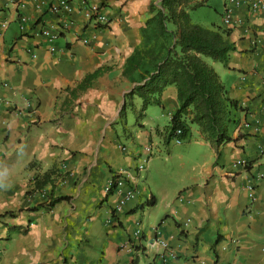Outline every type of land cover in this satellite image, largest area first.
<instances>
[{"label":"crops","instance_id":"crops-1","mask_svg":"<svg viewBox=\"0 0 264 264\" xmlns=\"http://www.w3.org/2000/svg\"><path fill=\"white\" fill-rule=\"evenodd\" d=\"M61 1L0 0V264H264V5L229 3L226 26L227 1L204 0L216 18L200 25L227 28L234 45L227 65L207 62L241 107L231 140L214 147L196 125L180 142L158 133L179 106L174 85L154 105L161 123L150 105L135 121L126 108L120 115L142 81L141 69L122 76L125 61L159 0H66L72 12L51 10ZM92 3L108 24L85 17ZM47 25L59 28L52 42L39 34ZM98 69L88 88L75 90ZM191 137L196 150L174 152ZM147 147L156 153L139 171ZM172 155L178 161L155 189L148 173L165 172ZM114 175L135 192L120 209V194L104 190ZM59 196L67 198L49 205Z\"/></svg>","mask_w":264,"mask_h":264},{"label":"trees","instance_id":"trees-1","mask_svg":"<svg viewBox=\"0 0 264 264\" xmlns=\"http://www.w3.org/2000/svg\"><path fill=\"white\" fill-rule=\"evenodd\" d=\"M203 4L204 0L151 2L148 8L151 16L141 28L142 43L127 57L122 76L129 78L140 69L143 72L141 83L126 97L137 94L140 98L137 117L149 105L161 106L162 91L169 85L176 86L179 106L169 124L158 132L165 142L186 140L192 124L217 147L231 140L228 127L236 122L234 112L241 107L226 96L225 86L207 62L210 59L227 65L234 45L227 28H208L192 21L190 12ZM102 72L98 69L88 74L75 90H85ZM125 108L124 105L120 115H125ZM47 180L44 177L37 188H42ZM66 198L51 197L49 205Z\"/></svg>","mask_w":264,"mask_h":264},{"label":"built area","instance_id":"built-area-1","mask_svg":"<svg viewBox=\"0 0 264 264\" xmlns=\"http://www.w3.org/2000/svg\"><path fill=\"white\" fill-rule=\"evenodd\" d=\"M226 8L222 14V20L223 23L228 26L231 23V19H230V15H229V3H233L236 2V0H226ZM264 5V0H255L251 3L250 7L251 9L255 10L256 8H258L259 6ZM51 10L53 11H60L62 13H70L72 12V7L71 5L66 1L63 0L61 1V3L59 5H53L51 6ZM85 17L88 18V20H91L95 25H106L109 22V19L107 17V15L101 10V7L99 5H97L96 3H92L86 10H85ZM239 22H241L238 19ZM29 22V17L26 16H20V28L21 30L26 29V25ZM4 25V24H3ZM59 28L57 27H53L51 25H47L43 28L40 29L39 34L41 36H43L45 39H47L48 41L52 42L55 39H57V37L59 36ZM84 43H88V39L84 38L82 40ZM19 113V111H18ZM180 130H177V133H179ZM177 142H180L181 140L175 139ZM146 152L148 153L149 156H151L152 154L156 153V151H154V149L152 147H147L146 148ZM261 152H264V148L261 149ZM145 161V160H144ZM144 162H140L137 164L136 168L141 171L145 169V164H143ZM236 164H239L241 166H247L249 163H247V161L245 160H238ZM258 178H264V171L258 173ZM123 183L124 180L121 177V175H114L109 182L107 183V185L105 186L104 190L106 193H108L109 191H111L112 189H115L116 192H118L120 194V197L115 205L116 209H120L122 206H124V204L126 203L127 200L131 199L132 197H134L135 192L132 189H123ZM246 191H247V195L249 197V199L251 201H253L255 199V187L253 185H247L246 187ZM179 200L181 201L182 198L179 197ZM140 233V230H137L134 232V236H137ZM156 242L159 244V246L163 249V251L168 248V244L165 240L161 239V238H157ZM163 264H165V262L163 261Z\"/></svg>","mask_w":264,"mask_h":264},{"label":"rangeland","instance_id":"rangeland-1","mask_svg":"<svg viewBox=\"0 0 264 264\" xmlns=\"http://www.w3.org/2000/svg\"><path fill=\"white\" fill-rule=\"evenodd\" d=\"M191 16L193 18V20L195 22H198L199 24H208V22L210 21V19L212 18H216V14L214 13L213 9L207 8L204 5L199 6L197 8H195L194 10L191 11ZM208 61H212L210 59H208ZM143 72L140 74V79L136 80V82H140V80L143 77ZM127 105H126V116L128 117L129 121H135V119L137 118V114L140 110V104L137 106L138 110H135L133 106H131V102L133 103V105H136V103H140V98L137 96V94H134L131 98H127ZM131 100V102H130ZM149 111H148V115L151 117H155V116H159L160 119V123L163 120V115H161V110L158 106H154V105H150L149 107ZM155 109V110H154ZM122 127V126H121ZM182 148H188L189 150H196L198 148L197 144L194 142V138H190V140L187 142V144H182V145H178L174 148V152H178L181 151ZM173 153V155L175 154ZM172 158L164 161V169L166 170L165 172H163L164 170L161 169L159 170L157 173H155V177L150 179V174L148 173V181L150 183L151 186H154L155 189H159V187H161L162 183H163V179L168 178V174L171 170V167H173L176 163H177V158L174 156ZM151 156L149 155H145L142 159V162H144L143 164H145V168L147 167V163L149 161ZM145 160V161H144ZM157 166L159 167V165L157 164ZM169 167V168H167ZM163 172V177H160L159 175ZM146 176V173L143 172L142 175V179Z\"/></svg>","mask_w":264,"mask_h":264}]
</instances>
